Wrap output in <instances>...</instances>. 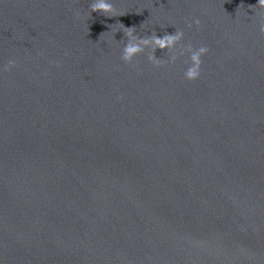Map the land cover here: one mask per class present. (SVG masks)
Masks as SVG:
<instances>
[{"label": "water", "instance_id": "obj_1", "mask_svg": "<svg viewBox=\"0 0 264 264\" xmlns=\"http://www.w3.org/2000/svg\"><path fill=\"white\" fill-rule=\"evenodd\" d=\"M91 2L0 0V264H264V9ZM124 26L208 47L200 78L125 64Z\"/></svg>", "mask_w": 264, "mask_h": 264}, {"label": "clouds", "instance_id": "obj_2", "mask_svg": "<svg viewBox=\"0 0 264 264\" xmlns=\"http://www.w3.org/2000/svg\"><path fill=\"white\" fill-rule=\"evenodd\" d=\"M256 7L264 9V0H257V4L254 8ZM113 12L114 9L109 0H92L89 15L92 13H99L105 17H111L108 14ZM245 14L248 16L247 12ZM77 15H79V13H77ZM261 21L262 22L259 24V32L264 35V19H261ZM200 23L198 18L193 17L187 26L189 28L193 25L199 27ZM125 29L126 31L123 33L125 39H123L124 43L120 57L125 64H131L136 56L145 53L146 50L147 60L157 67L162 63L175 64L179 57L187 56V67L183 72L184 79L191 82L200 78L202 68L201 58L207 55L209 49L203 45L198 48H193L191 44L187 46L182 45L181 41L184 38L183 30L175 27L174 34H164L162 37H158L155 31H151L150 35L138 36L135 33L134 27H125ZM157 49H166V53H171L167 61H162L161 58L156 57L155 52ZM16 66V60L10 59L7 64L4 65L3 71H11L16 68ZM116 99L121 100L123 98L117 96Z\"/></svg>", "mask_w": 264, "mask_h": 264}]
</instances>
